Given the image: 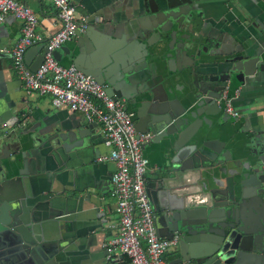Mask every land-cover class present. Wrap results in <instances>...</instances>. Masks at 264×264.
<instances>
[{"label":"water","instance_id":"95a60500","mask_svg":"<svg viewBox=\"0 0 264 264\" xmlns=\"http://www.w3.org/2000/svg\"><path fill=\"white\" fill-rule=\"evenodd\" d=\"M78 5L87 26L71 38V64L122 100L135 129L163 151L145 187L157 236L175 238L169 263L264 264V138L236 141L221 127L220 106L231 75L241 85L264 82V29L258 44H242L247 17L238 0ZM204 27L215 47L232 49L187 54L195 44H179L182 32ZM39 49L36 62V47L23 53L32 71L47 48ZM11 57L0 47V264H113L104 247L112 172L99 160L98 123L27 117L5 74Z\"/></svg>","mask_w":264,"mask_h":264},{"label":"built area","instance_id":"2783aa9c","mask_svg":"<svg viewBox=\"0 0 264 264\" xmlns=\"http://www.w3.org/2000/svg\"><path fill=\"white\" fill-rule=\"evenodd\" d=\"M56 10L59 28L46 42L44 59L37 70H30L24 63L23 53L34 41L38 16L19 0H0V22L11 15L22 21V36L11 51L13 67L26 92L49 95L54 106H65L81 114L87 121L100 125L103 144L108 152L99 160L111 161V194L118 219L116 235L104 247L110 261L118 262L123 256L129 264H170L166 253L175 238H159L154 222V210L145 183L148 159L143 155V145L149 133L135 129L132 113L125 109L122 100L113 99L95 79L75 68L61 65L53 52L70 40L76 30L87 26L71 0H50ZM225 111L235 112L228 96L223 93Z\"/></svg>","mask_w":264,"mask_h":264},{"label":"crops","instance_id":"0c3cea01","mask_svg":"<svg viewBox=\"0 0 264 264\" xmlns=\"http://www.w3.org/2000/svg\"><path fill=\"white\" fill-rule=\"evenodd\" d=\"M24 5H27L32 11L38 16V22L36 24L35 32L40 36V39L34 41L26 50L31 47H36L37 52L33 53L29 59V62H36V58L40 53V49L44 46L51 34H53L58 28L59 24L56 18V10L50 0H19ZM76 5L86 4L91 7L89 11L94 10V5H101L106 0H71ZM242 2L243 5H247L253 8V13L258 15L260 23V31L264 29V0H238ZM79 6V5H78ZM93 8V9H92ZM79 10H82L81 7ZM79 16H82L80 12L77 11ZM216 14L213 10L208 12V15L213 16ZM215 16V15H214ZM22 21L16 19L11 15L5 17L3 21L0 22L1 34H0V47L4 51L11 52L15 46L17 40L22 36ZM70 50L71 55H76L78 50L76 42L72 39L64 42V44L57 50L60 52V60L58 61L61 65L69 66L71 64V55L66 54V51ZM24 51V52H25ZM8 63L11 65L10 69L6 70L5 74L8 78V85L12 90H15V95L18 97L24 98V102L18 105H22L25 108L27 117L35 118H45L50 121L56 118L66 119L71 114H75L76 117H83L81 114L76 112H70L67 108H56L52 102L49 95H40L35 92H26L22 82L16 73L13 67L12 58L8 60ZM243 90L241 91V100L240 107L242 114L238 119H230L223 122L222 124L225 127H228L231 131L233 138L240 142L245 143L249 139H253L260 134L264 138V82L256 83L255 86H252L251 83L246 85H241ZM236 89H234L235 93ZM95 131L101 134L100 125L95 128ZM220 139H227L226 136L221 137ZM99 140H102L99 138ZM103 141V140H102ZM100 152L105 154L108 152V148L102 143L99 144ZM252 148V144L248 143L246 149ZM143 155L148 159V167L146 171V179L150 177L151 172L156 167L157 164H161L165 161L163 156V151L159 144L153 142H147L143 145ZM106 163L107 171L112 172L114 170V164L111 161H104ZM110 190L107 191L105 195L106 199V208L105 217L107 224L105 227V241L104 244L114 237L117 233L116 227L111 226L112 224L117 223V213L114 211V198ZM168 257L166 253V258ZM113 264H129V259L123 256L118 262H113Z\"/></svg>","mask_w":264,"mask_h":264},{"label":"flooded vegetation","instance_id":"af4514ba","mask_svg":"<svg viewBox=\"0 0 264 264\" xmlns=\"http://www.w3.org/2000/svg\"><path fill=\"white\" fill-rule=\"evenodd\" d=\"M245 8L246 10L244 8L242 9V14H245L247 17L246 19L247 30L241 34V37L244 38V41L243 42L241 41V42L242 44H245L246 42L250 44H258V34L260 31L259 29L260 23H259L258 15H255L253 13V10H252L253 8H251L250 6L248 7L247 5H245ZM247 11L251 13L252 16ZM203 31L204 33H206L205 35L202 34ZM203 31L201 32L199 30L198 31L186 30L182 32L183 39L179 42V44H195L194 49H191V50H189L188 48L184 49V51H186L187 54H190L193 52V53H199L200 58H205V57L212 58L213 56L209 55L210 52L228 53L232 49L233 46H230V44H226L223 47H215V44L217 43L216 40H212V39L210 40L209 37L207 36L208 34L209 35L211 34V31L208 30V27H204ZM254 49H257V48L254 47ZM238 54H241V52H239ZM188 61L190 60L187 58H184L182 61V64H188ZM184 72H189V69H185ZM235 76L236 75H231L232 83H230V85H227L225 89L222 91V96L224 92H225V95L228 96L230 105L233 108V111L235 112L234 115H231L225 111V108H224L225 103H224V100L222 99V96L220 99V106L222 107V110L225 113L224 114L225 121H228L230 119H238L242 114L241 107L239 106L240 105L239 102L242 97L240 93L244 87L243 88L241 87L240 82L235 79ZM192 79H193V76L190 77V81H192ZM239 80L241 81V79ZM256 83L258 82H254V81L251 82L252 86H255ZM233 88L236 89L235 93H233L234 92ZM133 118L134 117L132 116V119ZM221 127H223L224 129H228V127H225L223 124H221Z\"/></svg>","mask_w":264,"mask_h":264}]
</instances>
